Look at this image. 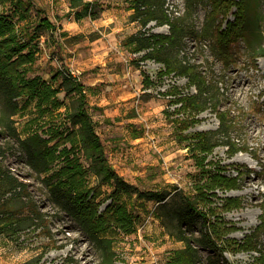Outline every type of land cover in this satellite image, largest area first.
Returning a JSON list of instances; mask_svg holds the SVG:
<instances>
[{"label": "rangeland", "instance_id": "374dc122", "mask_svg": "<svg viewBox=\"0 0 264 264\" xmlns=\"http://www.w3.org/2000/svg\"><path fill=\"white\" fill-rule=\"evenodd\" d=\"M30 1L33 11L22 23L39 24L42 17H47L57 30L41 29L38 57L28 67L26 76L40 77L58 87L63 106L52 117L39 119L35 101L19 100L20 109L14 117L18 132L26 138L43 132L52 124H65L66 107L75 108L79 93L70 92L73 87L70 80L64 79V72H75L86 91L92 119L111 167L142 190L160 189L165 185L179 188H168L171 193L167 199L168 208L162 210L167 219L169 212L183 201V198H172L173 195L180 194V190L189 195L194 192L192 176L197 170L189 154V141L176 135L174 120L182 118L183 114L176 111L179 105L174 104L168 91L174 86L184 93L195 92V88H189L186 78L160 75L162 64L143 61L144 53L129 52L123 42L141 29L169 35V26H159L153 21L146 29L141 28L131 19L133 10L128 0H85L98 1L95 12L99 17L79 21L71 12L69 0ZM159 1L164 2L163 9L170 18L186 17L188 0ZM214 1L217 2L192 0L188 22L194 24L198 32L208 23L213 25V31L218 26L224 31L235 22L236 7L225 16L218 7L225 3ZM9 7L8 1L5 6L0 3V12H6ZM253 12L256 22L251 25L255 33L250 45L238 38L221 61L210 40L196 37L186 39L181 53L177 49L172 51L174 57L185 56L188 61L200 65L210 78L219 81L221 103L218 110L230 114L235 124L230 132L231 141L245 149L229 157L227 147L220 146L207 160L224 166L226 176L238 179V188L217 190L218 198H214L217 204H223L226 198L242 202V208L222 214L227 226L234 228L226 239L243 243L255 235L257 242L262 243L258 253L254 250L226 251L225 257L234 264H264V56H256L264 51V0L255 1ZM57 18H65L66 22L60 23ZM64 32L67 37L62 35ZM145 76L153 82L150 88L144 87ZM197 118L199 121L185 134L213 131L219 127L218 117L211 109ZM1 151L5 152L3 164L27 184L25 198H33L43 220L35 221L15 236L0 235V264H23L33 258H40L39 264H102L93 242L65 212L50 202L47 189L27 165L17 142L10 137H0ZM80 156L88 166L89 161L81 151ZM60 162L57 160L55 167H59ZM99 182L95 174L89 175V186ZM103 191L100 212L111 204L112 188L104 184ZM119 203L132 211L135 231L126 234L113 228L102 234L113 239L114 264H167L172 252L184 246L171 235L176 230L162 223L156 202L125 195ZM201 254L205 258L210 252L202 251Z\"/></svg>", "mask_w": 264, "mask_h": 264}, {"label": "trees", "instance_id": "16d2710c", "mask_svg": "<svg viewBox=\"0 0 264 264\" xmlns=\"http://www.w3.org/2000/svg\"><path fill=\"white\" fill-rule=\"evenodd\" d=\"M7 1L10 5L7 11L10 13L3 10L0 12V137H10L17 142L18 149L26 156L27 165L47 189L50 202L59 211L65 212L93 242L102 264H114L116 258L113 239L102 234L113 228L126 234L135 231L132 211L125 204L119 203V199L125 195H134L138 200L159 204L157 213L162 223L173 227L176 232H171V235L184 243L182 248L172 252L167 264H234L225 257L226 251L260 252L258 246L262 243L257 242L255 235L243 243L226 239L234 228L227 226L222 214L242 208L241 200L226 198L223 204L214 201V198H218L217 190L238 188V179L226 176L224 166L217 162H207L209 155L220 146L227 147L229 157L245 150L231 141L230 132L235 124L230 114L218 110L221 103L219 81L210 78L200 65L188 61L185 56L176 58L172 55L175 49L181 53L186 39L190 37L210 40L219 61L224 59L229 46L238 38L250 45L255 33L251 25L256 22L253 12L256 0H217L219 4L225 3L224 6H218L219 12L225 13V16L236 7V20L224 31L221 26L213 31V25L208 23L201 32L188 22L192 0L187 2L186 17L175 18H170L163 9V1L128 0L133 10V22H138L143 29L153 21L159 26L168 25L170 34L159 35L141 29L124 40V47L134 54L144 53L141 58L143 61L162 64L160 75L174 74L186 78L189 88H195V92L184 93L174 86L168 91L174 104L179 105L176 111L183 114L182 118L174 120L176 135L189 141V154L197 170L192 176L194 192L189 195L180 190V194L173 195L172 198H183V201L181 206L169 212L167 219L162 210L168 208L167 199L171 196L168 188L176 186L165 185L160 189L142 190L126 181L111 167L92 119L86 91L68 72H64V79L70 80L73 87L70 92L77 91L79 96L75 108L66 107L65 124H52L43 132H35L26 138L20 135L14 118L20 109L19 100L35 101L39 119H45L48 115L52 117L63 106L58 97V87L40 77L26 76L28 67L38 57L41 29L46 27L54 31L57 27L47 17H42L39 24H23L33 11V3L30 0H0V3L5 6ZM69 2L76 21L86 17L96 20L99 17L95 12L98 1ZM62 35L68 36L66 32ZM256 56H264V51L256 53ZM143 84L145 88H150L153 82L145 76ZM209 109L218 117V129L185 134L199 121L197 117ZM80 151L88 159V166L84 164ZM4 153L0 152V235L15 236L35 221L43 220V214L33 198H25L28 193L27 184L3 164ZM57 160L62 163L59 167H55ZM91 173L100 181L94 186L88 184ZM104 184L112 188L111 204L100 212ZM178 189L176 187L175 190ZM16 202L18 205H15ZM202 251H209L210 254L204 258ZM39 262L40 258H33L23 264Z\"/></svg>", "mask_w": 264, "mask_h": 264}, {"label": "built area", "instance_id": "2783aa9c", "mask_svg": "<svg viewBox=\"0 0 264 264\" xmlns=\"http://www.w3.org/2000/svg\"><path fill=\"white\" fill-rule=\"evenodd\" d=\"M69 74L74 80H76L78 82V78H77L78 76H77V74L75 72H71L70 71Z\"/></svg>", "mask_w": 264, "mask_h": 264}, {"label": "crops", "instance_id": "0c3cea01", "mask_svg": "<svg viewBox=\"0 0 264 264\" xmlns=\"http://www.w3.org/2000/svg\"><path fill=\"white\" fill-rule=\"evenodd\" d=\"M70 18H72V14L70 15ZM58 19H60V18H57V20H58ZM60 20H61L60 23H61L62 21H64V20H65V22H66V19H65V18H61ZM65 24H66V23H65Z\"/></svg>", "mask_w": 264, "mask_h": 264}]
</instances>
